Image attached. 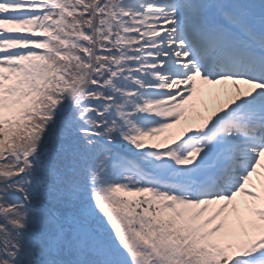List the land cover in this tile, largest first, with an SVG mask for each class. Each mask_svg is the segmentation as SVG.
<instances>
[{
	"label": "snow or ice",
	"instance_id": "obj_1",
	"mask_svg": "<svg viewBox=\"0 0 264 264\" xmlns=\"http://www.w3.org/2000/svg\"><path fill=\"white\" fill-rule=\"evenodd\" d=\"M0 264H264V0H0Z\"/></svg>",
	"mask_w": 264,
	"mask_h": 264
}]
</instances>
